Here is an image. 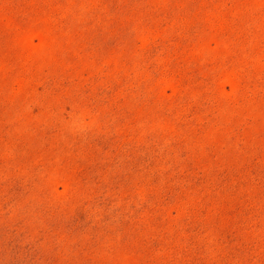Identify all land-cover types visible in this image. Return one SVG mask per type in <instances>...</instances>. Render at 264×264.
Returning <instances> with one entry per match:
<instances>
[{
  "label": "rangeland",
  "instance_id": "rangeland-1",
  "mask_svg": "<svg viewBox=\"0 0 264 264\" xmlns=\"http://www.w3.org/2000/svg\"><path fill=\"white\" fill-rule=\"evenodd\" d=\"M0 264H264V0H0Z\"/></svg>",
  "mask_w": 264,
  "mask_h": 264
}]
</instances>
